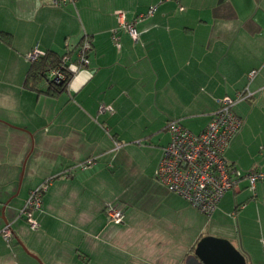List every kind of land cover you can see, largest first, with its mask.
I'll return each mask as SVG.
<instances>
[{
	"label": "crops",
	"instance_id": "0c3cea01",
	"mask_svg": "<svg viewBox=\"0 0 264 264\" xmlns=\"http://www.w3.org/2000/svg\"><path fill=\"white\" fill-rule=\"evenodd\" d=\"M85 39L89 64L66 90L24 86L35 46L75 60ZM247 88L253 94L234 107L244 126L226 157L243 173L264 172V0H0V231L13 230L12 241L0 235V264L20 256L14 240L43 264H184L206 234L264 264V179L255 198L245 179L207 215L155 177L171 119L200 132L221 97ZM50 176L30 229L20 211ZM110 205L123 208L122 223L109 220Z\"/></svg>",
	"mask_w": 264,
	"mask_h": 264
},
{
	"label": "built area",
	"instance_id": "2783aa9c",
	"mask_svg": "<svg viewBox=\"0 0 264 264\" xmlns=\"http://www.w3.org/2000/svg\"><path fill=\"white\" fill-rule=\"evenodd\" d=\"M67 0H51L54 6L60 5ZM156 6H152L142 18L152 15ZM118 17L120 26L124 28L134 39L139 38V31L134 21L127 19V13L119 10ZM115 39L120 47L119 37ZM92 43L85 39L79 49L75 60L70 61L67 70L56 67L48 73L50 81L55 83L64 82L67 74L76 73L89 64V52ZM42 49L37 45L27 53V59L36 60ZM67 59V57H65ZM256 73H249L251 79ZM253 94L248 88L240 91L236 96L225 95L219 101V108L212 114L208 125L200 132H193L183 125L179 119H171L168 123L170 140L163 149V156L155 171L156 178L160 180L171 192L179 194L187 199L200 212L211 215L218 207L221 199L229 190H238L243 180H249V189L254 192L256 183L264 179V172L254 169L243 173L231 163L226 153L232 139L244 126V120L239 116L234 106L242 99ZM100 112L112 113L110 105L101 104ZM120 144L117 143V146ZM97 157H90L82 162L79 167L85 168L93 164ZM54 176L46 178L41 184L31 190L24 206L20 211V217H25L33 228H38L39 223L34 214L42 208V201ZM109 220L122 223L124 218L123 208L110 205L107 208ZM6 241L13 237L11 224L7 223L0 231Z\"/></svg>",
	"mask_w": 264,
	"mask_h": 264
},
{
	"label": "water",
	"instance_id": "95a60500",
	"mask_svg": "<svg viewBox=\"0 0 264 264\" xmlns=\"http://www.w3.org/2000/svg\"><path fill=\"white\" fill-rule=\"evenodd\" d=\"M21 246L28 251L26 245L20 241ZM28 253L31 254L30 251ZM35 258L38 256L32 254ZM6 264H19L15 259ZM184 264H249L246 255L230 239L214 235H204L197 242L195 250L190 254Z\"/></svg>",
	"mask_w": 264,
	"mask_h": 264
},
{
	"label": "trees",
	"instance_id": "16d2710c",
	"mask_svg": "<svg viewBox=\"0 0 264 264\" xmlns=\"http://www.w3.org/2000/svg\"><path fill=\"white\" fill-rule=\"evenodd\" d=\"M1 38L10 44L12 43L11 41L12 36L10 33H6V32L2 33ZM65 57H67V59H65ZM73 60L74 58H72L71 52L58 54L54 51H43V53L40 54V56L36 60L31 61V65L27 72L24 86L28 89L35 90L37 92H44L48 95H52V96L58 95L59 93L67 89L69 85V81L73 75L72 73L68 72L67 79L64 82L55 83L49 80L48 73L56 67H61L67 70L66 68L67 65L69 64L70 61ZM44 80H47V82L49 83L48 88L46 90H42L40 88V85L41 83L44 82Z\"/></svg>",
	"mask_w": 264,
	"mask_h": 264
},
{
	"label": "rangeland",
	"instance_id": "374dc122",
	"mask_svg": "<svg viewBox=\"0 0 264 264\" xmlns=\"http://www.w3.org/2000/svg\"><path fill=\"white\" fill-rule=\"evenodd\" d=\"M29 228L30 229H32V226H30V224H29ZM28 228V229H29ZM29 229V231H28V238H27V236H26V240H30V236H31V230ZM206 235H211V234H206ZM12 241V240H11ZM15 247L16 248V251L18 252V251H20V256H18V257H16V261L19 263V264H30V261L32 262V260L34 261V259H32L33 257H32V254H34L32 251H31V249H30V244H29V242L28 243H26V247L28 248V251H30L31 252V254L30 253H28V251L27 250H25L23 247V249L19 246V243L17 242V240H14L13 242H12V244H11V247ZM195 250V249H194ZM35 262V261H34ZM40 263V262H39ZM40 264H43V263H40Z\"/></svg>",
	"mask_w": 264,
	"mask_h": 264
}]
</instances>
